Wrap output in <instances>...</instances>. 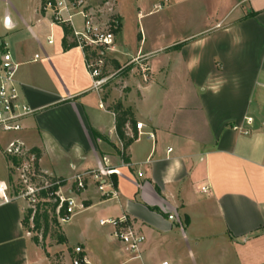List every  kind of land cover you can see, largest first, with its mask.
<instances>
[{
  "label": "crops",
  "instance_id": "obj_1",
  "mask_svg": "<svg viewBox=\"0 0 264 264\" xmlns=\"http://www.w3.org/2000/svg\"><path fill=\"white\" fill-rule=\"evenodd\" d=\"M117 2L112 64L142 55L148 79L132 63L121 89H95L84 51L64 48V28L41 0H0V65L9 52L21 97L35 109L20 133H0L8 169L0 174V264H54L23 226L27 203L11 194L3 151L16 138L38 154L42 172L68 184V195L77 173L109 159L118 195L73 188L84 207L69 223L84 214L85 233L99 221L118 264H264V0ZM117 105L131 112L126 147ZM138 123L154 139L137 136ZM122 216L146 237L138 253L101 223ZM63 233L75 258L64 252L60 264H102L82 232L63 225Z\"/></svg>",
  "mask_w": 264,
  "mask_h": 264
},
{
  "label": "built area",
  "instance_id": "obj_2",
  "mask_svg": "<svg viewBox=\"0 0 264 264\" xmlns=\"http://www.w3.org/2000/svg\"><path fill=\"white\" fill-rule=\"evenodd\" d=\"M115 8V0H41V10L51 13L54 23L70 27L72 42L85 53L87 68L95 89L104 87L121 71V68L112 71V61L118 52L117 34L121 25ZM78 17L81 19L80 26L75 23ZM144 61L143 56L139 55L127 65L138 64L143 78L147 80L150 68ZM17 67L18 64L11 54L3 52L0 65V133L3 134L20 133L24 129L25 120L35 113V109L21 97L16 80ZM137 128V136L145 134L154 139L152 132L142 131V123H138ZM169 150L172 151V148ZM3 152L11 162L14 180L12 190H15V198L27 202L26 214H31V228L34 227L35 215L44 211L49 213L50 218H56L59 225L69 223L84 207L82 203L77 202L73 188L76 191H84L94 184L106 199L118 195L112 177L115 169L108 158H104L103 164L96 169L77 173L69 183L71 195H68L63 187L68 184L42 172L38 166V154L22 140H10ZM0 192L7 199L3 185H0ZM101 223L111 224L114 227V236L132 253H138L146 240L144 233L126 216L102 220ZM27 233L32 235L34 232L29 230ZM74 264L84 263L76 259Z\"/></svg>",
  "mask_w": 264,
  "mask_h": 264
},
{
  "label": "rangeland",
  "instance_id": "obj_3",
  "mask_svg": "<svg viewBox=\"0 0 264 264\" xmlns=\"http://www.w3.org/2000/svg\"><path fill=\"white\" fill-rule=\"evenodd\" d=\"M117 3H118L117 0H115V4H116L115 10H116L118 18L120 19L121 16H120L119 11H118V4ZM128 15H130V12ZM151 18L155 19V18H157V16H152ZM120 22H121V20H120ZM136 27H137L136 21H134L133 19L131 21H129V25H128V28L126 30V37L127 38H130V34L132 32V29H134V31H135ZM2 31H3V27H2V24L0 22V33ZM133 37H135V36H133ZM126 63H122L119 60H117V63H115V64L113 63L112 71L118 70L120 68H121V71L119 73H117V75L108 82L107 86L109 88L110 87L118 88V89L122 88L125 76L128 75L129 71H131L130 66H128ZM4 171L6 172V171H8V169H7L6 162L4 160V156L2 154H0V174H2ZM12 181H14V180L12 179ZM13 191H15V190H13ZM11 194L13 197H15L14 192H12ZM27 209H26V211H27ZM26 211H25L24 215H26ZM83 215L84 214H81V215L75 217V219H74L75 220V223H74L75 226L72 227V224L67 223L64 225V228L68 229V230L73 229V231H75L76 234L82 232L81 235L84 238H86L88 246H90V248H91V251H92L91 254L94 257L97 256L99 259L101 258L102 264H118L120 262V259L115 260L110 256L111 251H112V248H111L112 245L108 244V237L104 234L105 233L104 231L106 228L101 226L99 221L94 220L92 225H91V228L89 230H85V233H83L84 231H82L80 226H79V221L83 218ZM53 219L54 218H50V220H49L50 226H49V230H48L46 236H44V231H45L44 225L38 231L39 235H37V236H38L39 241L37 244L40 245L44 249V251H46V252L51 251L49 253V255H50V258L54 264H60V262L62 261L61 257L63 256L64 252H66L68 257H69L68 261L72 262L75 258V256L72 254V251H70L72 249L71 248H68V249L64 248V246H63L64 244H60L58 242L57 233H58V231L63 232V225H59V227H57V225H55V223L53 222ZM35 235H36V233H33L31 236L34 237Z\"/></svg>",
  "mask_w": 264,
  "mask_h": 264
},
{
  "label": "trees",
  "instance_id": "obj_4",
  "mask_svg": "<svg viewBox=\"0 0 264 264\" xmlns=\"http://www.w3.org/2000/svg\"><path fill=\"white\" fill-rule=\"evenodd\" d=\"M63 28H64V32H65L64 48L67 49L69 47L76 46V43H74V42H70V43L67 42V38L71 34L70 27L63 25ZM120 28H121V25H120ZM116 109H117L116 127H117V130H118L120 137L124 140V146L126 147L133 140L131 138H127L125 135V131H124L128 120H131V112L128 110H124L120 105H117ZM114 182H115V179H114ZM30 215L31 214L29 212L23 218V226H24L25 230H27V231L32 230L34 233H37V235H38V231L44 225V228H45L44 236H46V234L49 230V226H50L49 225V220H50L49 213L47 211H44L41 214L37 213L34 217V227L33 228H31V224H30ZM53 222L55 223V225H57V227H59V223L57 222L56 218L53 219ZM37 235H35L33 237V239L35 240L36 243H38V241H39ZM57 236H58V242L60 244L66 243V237H65L63 232L58 231ZM78 255L81 256V253Z\"/></svg>",
  "mask_w": 264,
  "mask_h": 264
}]
</instances>
